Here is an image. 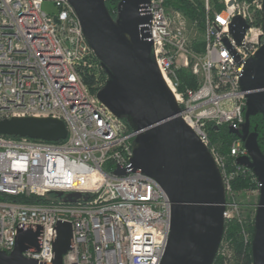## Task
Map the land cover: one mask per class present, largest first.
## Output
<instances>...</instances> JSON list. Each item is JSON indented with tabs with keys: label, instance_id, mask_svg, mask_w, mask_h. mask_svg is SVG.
<instances>
[{
	"label": "built area",
	"instance_id": "1",
	"mask_svg": "<svg viewBox=\"0 0 264 264\" xmlns=\"http://www.w3.org/2000/svg\"><path fill=\"white\" fill-rule=\"evenodd\" d=\"M44 1L54 4L55 15L42 11ZM202 1L208 9L210 0ZM219 1L223 8L208 14L199 57L188 51L183 28L175 27L164 0H149L144 12L150 16L148 33L157 66L180 107L178 117L212 156L226 198L234 178L247 169L236 159L247 152L238 138L233 141L230 156L235 167L229 170L210 147L206 129L211 123L240 130L245 93L239 79L264 36L261 0L254 5ZM236 16L248 25L239 45L229 31ZM80 68L101 69L66 0H0V121L53 118L61 120L67 132L57 142L0 135V251L11 253L18 231L31 230L38 233L37 247L22 256L51 264L55 228L69 223L71 248L63 264H160L170 232L168 198L154 180L132 168L136 133L127 132L122 119L97 100L105 83L92 94ZM179 69L197 79L194 89L178 90ZM259 189L256 180L252 191L259 195ZM70 194L80 197L65 201ZM47 196L46 203L8 201ZM228 207L233 205L225 199L224 225L236 221L248 244L251 233ZM226 250L222 257L229 256L228 242Z\"/></svg>",
	"mask_w": 264,
	"mask_h": 264
},
{
	"label": "water",
	"instance_id": "2",
	"mask_svg": "<svg viewBox=\"0 0 264 264\" xmlns=\"http://www.w3.org/2000/svg\"><path fill=\"white\" fill-rule=\"evenodd\" d=\"M66 1L107 76L97 100L136 133L132 168L154 180L170 203V232L160 264H212L224 232L222 177L207 148L178 117L180 107L153 54L150 16L144 12L149 0H120L115 18L106 9L105 0ZM261 3L264 36V0ZM247 28L240 17L232 19L229 31L237 45ZM239 87L245 93L244 123L240 130L228 129L247 152L236 164L251 170L260 186L251 257L252 264H264V156L256 131H250V118L264 117V43L246 61ZM0 135L57 142L64 140L67 132L58 119L13 118L0 121ZM79 197L70 194L65 201ZM37 237L31 230L18 231L15 249L9 254L0 251V264H39L22 256L26 249L37 247ZM71 239V225L58 223L51 264H63Z\"/></svg>",
	"mask_w": 264,
	"mask_h": 264
},
{
	"label": "trees",
	"instance_id": "3",
	"mask_svg": "<svg viewBox=\"0 0 264 264\" xmlns=\"http://www.w3.org/2000/svg\"><path fill=\"white\" fill-rule=\"evenodd\" d=\"M120 0H105V6L109 14L115 18L116 8ZM216 1V0H214ZM250 0H237V2H249ZM164 6L166 10H173L181 13L190 23L195 24L198 30L204 28V17L205 11L203 4L200 0H164ZM223 5L215 4L216 12L221 11ZM260 21V19H259ZM195 50L201 51L199 46H194ZM99 64V62H98ZM100 65V64H99ZM79 75L82 81L85 83L87 88L92 94L100 89V83L103 84L107 80V76L102 69L98 71H91L86 68H80L78 70ZM179 79V91H182L184 88H195L196 80L192 75L186 73L185 71L179 70L177 72ZM124 126L127 132H133L132 127L129 123L122 119ZM207 133L211 142L218 144L221 153L226 155L228 158V169L232 170L235 167V160L230 156V148L233 141L237 140L236 135L230 133L226 125L214 126L209 123L207 125ZM250 131H256L257 133V144L258 147L264 156V117L257 115L250 118ZM244 173H240L236 178H234L231 189L235 193H240L243 191H249L255 188L256 178L252 174L251 170L243 169ZM59 197V194H54L53 197ZM49 200V196L46 198H37V197H11L8 201L15 203H46ZM255 216V215H254ZM254 218L251 225L247 227L248 231L252 234ZM228 230V231H227ZM223 238H226L228 241V257L218 258L217 254L212 264H252L251 257V241L248 244H245L240 237L238 227L235 223L225 224Z\"/></svg>",
	"mask_w": 264,
	"mask_h": 264
},
{
	"label": "rangeland",
	"instance_id": "4",
	"mask_svg": "<svg viewBox=\"0 0 264 264\" xmlns=\"http://www.w3.org/2000/svg\"><path fill=\"white\" fill-rule=\"evenodd\" d=\"M254 1L255 0H250L249 2H238L239 4H245V5H254ZM200 2L203 4V8H204V2L202 0H200ZM215 4H220L219 0H210L208 9L204 8L205 11V17H204V28L201 30H198V28L195 26V24L190 23L181 13L177 12V11H173V10H167V14L169 16L170 19L174 20V25L175 27H182L184 34L187 38V49L188 51L194 55L199 57L202 52H203V48H204V44H205V36H206V20L208 19V14L212 13V12H216L215 10ZM256 6V5H255ZM42 11L50 16H53L57 13V9L54 6L53 3L48 2V1H44L42 4ZM256 21V20H255ZM257 23V22H256ZM194 46H199L201 48V51L195 50ZM192 63L194 62V60L191 61ZM180 70V69H179ZM177 70V72L179 71ZM186 73H190L189 70H183ZM178 76V74H177ZM194 79L196 80V84H197V79L194 77ZM210 141V147L214 150V152L217 154V156L222 160V162L226 165H228V158L226 157V155H224L223 153H221L218 144L211 142ZM226 202L227 204L233 205V208L228 207V209L234 210L235 212L233 213V216L236 220H240L242 222V224L244 225V228L247 229V227L249 225H251V223L253 222V218L255 215V210H256V205L258 202V195L253 193L252 190L249 191H243L240 193H235L232 191L229 192V194L226 196ZM236 222V221H233ZM233 222L229 223L232 224ZM228 224V225H229ZM238 227V231L240 233L241 230V225L239 226V224H236ZM228 231V230H227ZM227 240L226 238L222 237L221 240V246L219 247V253H217V257L221 258L222 254L225 253L226 250V244H227Z\"/></svg>",
	"mask_w": 264,
	"mask_h": 264
},
{
	"label": "bare ground",
	"instance_id": "5",
	"mask_svg": "<svg viewBox=\"0 0 264 264\" xmlns=\"http://www.w3.org/2000/svg\"><path fill=\"white\" fill-rule=\"evenodd\" d=\"M163 76H164V74H163ZM164 79H165V82H166L167 86H168L169 89L172 91L173 88H172V85L170 84L168 78L164 76Z\"/></svg>",
	"mask_w": 264,
	"mask_h": 264
}]
</instances>
